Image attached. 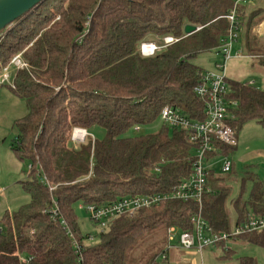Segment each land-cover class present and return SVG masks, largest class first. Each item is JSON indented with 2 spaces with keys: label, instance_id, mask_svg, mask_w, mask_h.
I'll return each mask as SVG.
<instances>
[{
  "label": "trees",
  "instance_id": "trees-1",
  "mask_svg": "<svg viewBox=\"0 0 264 264\" xmlns=\"http://www.w3.org/2000/svg\"><path fill=\"white\" fill-rule=\"evenodd\" d=\"M234 2L43 0L0 33V74L17 54L29 65L15 73L14 88L0 86L26 100L28 114L17 122L12 148L31 164L29 177L21 181L30 202L6 211L0 220V264H80L68 230L81 246V264H126L128 251L157 227L192 230V217L201 213L220 232L252 212L264 216V181L249 168L235 199H230L227 177L211 169L213 191L201 205L169 199L142 208L113 221L97 243L81 233L75 211L78 202L103 205L126 196L165 193L190 176L194 146L185 131L164 124L155 133L129 131L161 119L167 105L192 119L205 118L204 101L194 93L203 69L194 59L219 47L229 32L225 16ZM259 13L239 7V38L246 53L264 67V42L253 32ZM188 24L200 29L187 35ZM168 35L178 41L154 56L140 53L143 41ZM230 86L229 123L239 138L250 121L264 126V90L231 79ZM95 126L105 130L102 138L91 134ZM76 127L88 131L85 142L72 140ZM237 147L217 144L214 155L230 157ZM54 202L67 227L51 217ZM238 240L264 248V231ZM239 263L258 264L251 256L240 257ZM144 264H159L158 254Z\"/></svg>",
  "mask_w": 264,
  "mask_h": 264
},
{
  "label": "built area",
  "instance_id": "built-area-1",
  "mask_svg": "<svg viewBox=\"0 0 264 264\" xmlns=\"http://www.w3.org/2000/svg\"><path fill=\"white\" fill-rule=\"evenodd\" d=\"M249 2L250 0H235L231 12L225 16L230 23L229 32L221 40L219 47L214 50L222 53L224 60L221 63H216L214 70H202L199 82L194 87V93L204 101L205 118L203 120L192 119L182 109L170 105L165 106L161 112L160 118L163 124L170 128L185 131L189 142L193 144L192 173L165 193L126 196L103 205H84L92 221L99 225L102 231L108 229L110 224L117 218L133 216L140 209L157 206L165 200H193L201 205L204 195L213 191L208 179L209 171L213 169L208 166V162L211 160L222 157V172L229 173L232 171L233 163L228 156L214 154L217 152V144L229 147L238 146V136L229 123L232 114L229 109L231 103L228 101L227 96L231 92V86L226 71L227 64L233 56L237 58L244 57V54L240 51L234 55L233 50L242 30L238 16L239 7ZM199 29L200 27L197 30ZM176 41H178V38L171 35L163 37L160 42L145 40L140 44V53L144 57L154 56ZM9 67L14 69L15 75L18 70L28 69L29 65L21 54H17L8 67L1 72L0 83L9 82L10 85H7L14 88V76L11 79ZM135 128L138 131L140 130V126ZM88 134L86 129L76 127L72 134V140L75 143H83ZM156 170L159 171L158 168ZM49 212L53 219H60L62 224L67 227L65 220L60 215L57 202H54V206ZM192 222L194 225L192 230H182L177 226L168 227L166 248L161 253L163 260L167 261L170 251L177 246L184 251H197L199 253L209 247H223L229 250V246L236 242L240 236L251 232L264 231V216L254 212L228 231H215L201 213L195 214L192 217ZM68 232L74 252L81 264L84 260L81 246L73 233L70 230ZM93 240L94 236L88 234L87 241L91 242Z\"/></svg>",
  "mask_w": 264,
  "mask_h": 264
},
{
  "label": "rangeland",
  "instance_id": "rangeland-1",
  "mask_svg": "<svg viewBox=\"0 0 264 264\" xmlns=\"http://www.w3.org/2000/svg\"><path fill=\"white\" fill-rule=\"evenodd\" d=\"M241 42L242 35L236 41L233 53L235 55V53L240 51L244 54V57L237 58L233 56L229 60L226 71L227 76L231 80L251 81L258 88L264 89V67L260 66L258 58L246 53L241 46ZM223 60L222 53L211 51L199 54L194 59V63L204 70H214L216 63H221ZM8 70L10 71L11 79H13L14 69L9 67ZM6 84L10 85L9 82L4 83V85ZM27 114L26 100L16 95L9 87L0 86V220L6 211L14 212L20 206L30 202V195L23 189L21 181L29 177L31 164L29 160H21L12 148L19 132L17 122ZM162 126V120L158 119L153 124L142 126L139 131L136 128L130 130L129 135L155 133ZM91 134L95 138H102L105 130L95 126L92 128ZM229 159L233 163L232 172H222V157L209 161L208 166L213 168L216 173L227 177L228 183L232 188L230 199H235L241 192L242 179L248 170L247 168L253 170L264 181V126L256 121L246 123L239 133L237 150L233 151ZM250 190L251 183L247 185V194ZM75 211L78 216L81 233L83 235L92 234L94 240L91 242L97 243L102 228L92 221L90 214L81 202L75 204ZM230 216L231 223L234 224L236 213L232 210ZM167 230L168 228L160 226L148 233L128 251L126 264H144L156 254H158L159 264H169L168 261L163 260L161 257V253L167 244ZM178 235L179 232L177 237ZM237 241H239L237 246L231 244V248L235 253L228 255V257H225V248L209 247L202 254L198 253L197 256H192L191 259L196 260L197 264H240V257L251 256L257 260L258 264H264L263 247L242 243L240 240Z\"/></svg>",
  "mask_w": 264,
  "mask_h": 264
},
{
  "label": "crops",
  "instance_id": "crops-1",
  "mask_svg": "<svg viewBox=\"0 0 264 264\" xmlns=\"http://www.w3.org/2000/svg\"><path fill=\"white\" fill-rule=\"evenodd\" d=\"M244 6H245V10L247 12L248 11L250 12L252 10H260L261 11V13H259V15L257 16L258 19L261 18V20L254 27L253 31H254V34L258 38H260L262 41H264V0H250V2ZM248 83L255 85V83H251V81ZM237 242H239V241L233 242L232 244L234 246H237V244H238ZM231 246L232 245L229 246V250L225 249L227 255H232L235 253V251L231 248ZM186 252H190V253H186ZM186 252L181 250L177 246L176 248H174L170 251L167 261L169 262V264H181V263L197 264L196 260H193L191 258H192V256H197V254L199 252H197V251L196 252L186 251ZM200 254H202V252Z\"/></svg>",
  "mask_w": 264,
  "mask_h": 264
},
{
  "label": "water",
  "instance_id": "water-1",
  "mask_svg": "<svg viewBox=\"0 0 264 264\" xmlns=\"http://www.w3.org/2000/svg\"><path fill=\"white\" fill-rule=\"evenodd\" d=\"M42 1L43 0H0V33ZM197 29V26L188 24L185 26V33L189 35Z\"/></svg>",
  "mask_w": 264,
  "mask_h": 264
}]
</instances>
